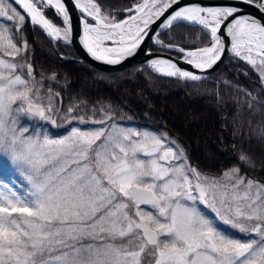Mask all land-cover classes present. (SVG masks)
I'll list each match as a JSON object with an SVG mask.
<instances>
[{"label": "snow or ice", "instance_id": "6c2138e0", "mask_svg": "<svg viewBox=\"0 0 264 264\" xmlns=\"http://www.w3.org/2000/svg\"><path fill=\"white\" fill-rule=\"evenodd\" d=\"M243 3L261 18L239 6L141 0L126 10L136 15L118 21L95 0H0V18L14 24H0V264H264V183L239 166L219 176L200 171L167 134L121 126L124 116L110 102L80 95L62 108L51 87L42 94L45 78L37 80L22 32L31 23L70 41L72 5L81 13L83 46L98 61L119 64L154 38L201 72L230 51L264 81V0ZM52 10L55 19L46 16ZM160 17L164 28L202 26L209 45L186 51L165 44L150 27ZM150 66L168 77L205 79L168 59ZM57 117L90 127H71L60 138L30 127L32 120L59 126ZM256 135L264 143V125ZM238 160L255 164L243 149Z\"/></svg>", "mask_w": 264, "mask_h": 264}, {"label": "trees", "instance_id": "16d2710c", "mask_svg": "<svg viewBox=\"0 0 264 264\" xmlns=\"http://www.w3.org/2000/svg\"><path fill=\"white\" fill-rule=\"evenodd\" d=\"M95 2L102 11L122 21L129 16L126 10L141 0ZM46 16L55 19L48 12ZM9 27H14V24L9 23ZM22 32L29 45L26 55L33 65L34 74L37 80L41 75L45 78L42 94L51 87L60 94L62 108L71 102L72 97L80 95L90 101L110 102L124 116L121 126L130 125L167 134L183 146L191 163L200 171L219 176L239 166L241 173L248 178L264 183V143L256 135L258 127L264 125V89L255 73L241 60L228 57L209 81L181 83L158 76L142 66L107 73L86 64L62 61L60 56H74L71 49L59 45L53 48L46 36L29 23L24 24ZM159 38L165 44L170 42L187 51L204 47L209 42L204 31L183 24L168 28ZM150 50L165 52L154 45ZM169 53L180 57L174 52ZM53 73L56 74L55 82L48 79ZM172 106L179 111L178 117L170 113ZM186 114L196 121L183 125L181 120ZM34 121L40 126L43 122ZM58 123L64 131L71 126L62 123L59 117ZM241 149L253 156L254 166L239 163Z\"/></svg>", "mask_w": 264, "mask_h": 264}, {"label": "water", "instance_id": "95a60500", "mask_svg": "<svg viewBox=\"0 0 264 264\" xmlns=\"http://www.w3.org/2000/svg\"><path fill=\"white\" fill-rule=\"evenodd\" d=\"M10 1L12 2V0H10ZM196 4H198L202 7L239 6L242 9L244 15L253 16V17H256L258 19L261 18V13L258 11V9L253 5H248L246 3H243V0H180V6L181 7L188 6V5H196ZM173 7H176V6L174 5ZM69 8H70V15H71L72 34H71L70 41L68 43L61 42V41H52L51 38L45 32H43L46 35V37L48 38V40L52 43L53 46L57 42L60 45L67 46L68 48H70L75 53L76 58L64 59V61L75 62L78 64H86V65L92 67L93 69H96V70L101 71V72H107V73L119 72V71L130 69L133 67L142 66V67L148 68L149 70H151L156 75L171 78V79L177 80L181 83H189L190 84V83H199V82L208 81L210 79V77L214 73H216L219 70V68L224 64L227 57L230 56V51H229L228 53H226L222 56L221 61H219L216 65H214L212 69H208V70H205L204 72H201L200 70L196 69L193 65L188 64L184 59V54L180 53L178 50L176 51V50L171 49V48L166 49L168 51L178 52L181 55V58H175L173 56H170L167 53L150 51L149 48H150L151 44H153V40H154V38H153V39H146L141 44L140 48L136 50L134 55H132L131 57L125 58L124 60L121 61V63L115 64V65L107 64L103 61H98V60L94 59L87 52V50L84 48L83 43H82V39H81L82 34H83V25H82V21H81V13L72 5H69ZM20 10L22 11V9H20ZM169 11H171V9ZM48 13H50L54 16V10L48 11ZM167 15H168V13H165V16H167ZM54 18H55V16H54ZM164 19H165V17H160L150 27L152 29H155L156 33L161 34L162 32H164L165 30L168 29V28L162 27V22L164 21ZM89 20L91 21L90 18H89ZM57 21L59 23V20H57ZM91 22H93V21H91ZM177 24H183V25H187V26L197 27L200 30L205 32V30H203L202 26H200V25H194V24L187 23V22H175L174 23V25H177ZM209 42H210V40H209ZM209 42H208L207 46L209 45ZM154 59L171 60L172 62L176 63L177 66L180 67L181 69L196 73L198 75H201V76L205 77V79H203L201 81H197V82H191V81H185L183 79H179L176 77H168V76H165L162 74H158L155 71H153L150 67V61H152ZM251 68H252L253 72L259 78L258 72L253 67H251ZM50 128L53 131L57 130L56 125L50 124Z\"/></svg>", "mask_w": 264, "mask_h": 264}, {"label": "rangeland", "instance_id": "374dc122", "mask_svg": "<svg viewBox=\"0 0 264 264\" xmlns=\"http://www.w3.org/2000/svg\"><path fill=\"white\" fill-rule=\"evenodd\" d=\"M6 3H8L7 1H5ZM135 12H132V14H134ZM2 23H7V21L6 20H4V19H2V18H0V24H2ZM36 27H39V26H36ZM40 28V27H39ZM116 38H118V37H116ZM59 41H61V42H65V43H68L69 41H64V40H59ZM106 45H108V46H113V44H112V42L111 41H108V42H106L105 43ZM17 59H18V57H17ZM251 66V65H250ZM252 67V66H251ZM84 85V86H83ZM83 87H85L86 86V84L85 83H83ZM170 113L173 115V116H175V117H178V115H180V113H179V111L178 110H176L173 106L172 107H170ZM198 120H201V119H198ZM196 120L195 119H193L192 118V116L190 115V114H186V115H184V118L181 120V122H182V124L183 125H187V124H191V123H193V122H195ZM26 123H28V121L26 120V119H24V118H22L21 119V124H22V126L24 125V124H26ZM40 123L39 122H36V121H34V120H32L31 121V124H30V127L31 128H34L35 130H36V132L37 133H42V134H46V135H49V136H51V137H53V138H60V137H63L64 135H66L67 134V131H69L70 130V128L71 127H81V128H85V127H90V126H87V125H80V124H72L71 126H69L65 131L63 130L64 128L63 127H61V124L60 123H58L59 124V127L61 128V131H60V133H53V132H51L50 131V129H49V122H46V121H43V122H41V124L42 125H44L45 124V128L43 129L42 128V125L40 126L39 125ZM32 125H34V126H32ZM123 127H125V126H123ZM127 127H132V128H136V127H133V126H130V125H128ZM137 129V128H136ZM145 128H139V130H144ZM149 130V129H148ZM152 131V130H151ZM153 132H155V131H153ZM156 133H158V132H156ZM160 134V133H159ZM241 175H244L243 173H240ZM244 176H246V175H244ZM247 177V176H246ZM248 178V177H247ZM223 227H225V228H229L230 226H223ZM232 231H236V230H232Z\"/></svg>", "mask_w": 264, "mask_h": 264}, {"label": "bare ground", "instance_id": "6f19581e", "mask_svg": "<svg viewBox=\"0 0 264 264\" xmlns=\"http://www.w3.org/2000/svg\"><path fill=\"white\" fill-rule=\"evenodd\" d=\"M73 2H74V0H73ZM78 10V9H77ZM79 11V10H78ZM134 15H136V13L134 14ZM91 19V18H90ZM128 19V18H127ZM126 20V19H125ZM124 21V20H123ZM187 23H191V22H187ZM192 24V23H191ZM83 25V24H82ZM51 38V37H50ZM52 39V38H51ZM117 39H119V37L117 38ZM106 42H108V41H106ZM105 42V43H106ZM106 46H108V45H106ZM108 47H112L111 45L110 46H108ZM151 67V66H150ZM152 69V68H151ZM153 70V69H152ZM153 71H155V70H153ZM156 72V71H155ZM156 73H158V72H156ZM158 74H160V73H158Z\"/></svg>", "mask_w": 264, "mask_h": 264}, {"label": "flooded vegetation", "instance_id": "af4514ba", "mask_svg": "<svg viewBox=\"0 0 264 264\" xmlns=\"http://www.w3.org/2000/svg\"><path fill=\"white\" fill-rule=\"evenodd\" d=\"M74 57H76V56L74 55L72 58H74Z\"/></svg>", "mask_w": 264, "mask_h": 264}]
</instances>
